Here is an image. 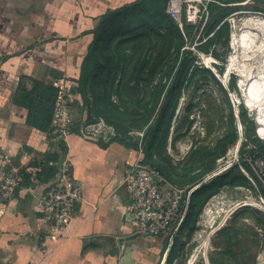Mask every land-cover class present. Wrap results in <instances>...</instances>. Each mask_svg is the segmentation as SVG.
Here are the masks:
<instances>
[{
  "label": "crops",
  "instance_id": "obj_1",
  "mask_svg": "<svg viewBox=\"0 0 264 264\" xmlns=\"http://www.w3.org/2000/svg\"><path fill=\"white\" fill-rule=\"evenodd\" d=\"M129 1L0 0V163L21 177L11 199L0 194V264H163L166 258L163 237L140 232L129 210L123 180L140 155L132 131L110 139L78 130L62 136L82 198L42 245L40 198L58 176L49 170V179L38 176L56 138L55 91H67L79 127L87 112L76 88L93 29L105 10Z\"/></svg>",
  "mask_w": 264,
  "mask_h": 264
},
{
  "label": "rangeland",
  "instance_id": "obj_2",
  "mask_svg": "<svg viewBox=\"0 0 264 264\" xmlns=\"http://www.w3.org/2000/svg\"><path fill=\"white\" fill-rule=\"evenodd\" d=\"M233 6L239 9L228 16L230 50L225 62L198 49L203 56L193 51L197 56L194 63L200 70L189 71V83L178 101L168 133L153 150L154 164H159L179 183L173 184L186 192L220 176L208 188L216 191L201 203L189 223L194 222L193 225L178 237L177 257L171 264H264V121L259 118L263 107L258 110L260 114L250 111L244 103V89L239 84L242 76L237 66L228 72L226 68L230 54L235 52L230 45L232 34L241 33L242 44L249 41L247 29L235 24L247 15L264 16V2L248 0ZM262 39L264 35L259 42ZM190 46L187 39L182 49ZM205 58L212 60L211 66ZM231 75L236 79L235 90L229 86ZM241 105L253 119L254 129L242 123ZM128 122L124 117L125 125ZM145 127H132L128 132L132 131L137 140L143 137ZM247 133L252 136L246 137ZM223 147L226 150L222 153ZM161 176L170 182L166 175ZM166 261L167 258L163 259V264Z\"/></svg>",
  "mask_w": 264,
  "mask_h": 264
},
{
  "label": "trees",
  "instance_id": "obj_3",
  "mask_svg": "<svg viewBox=\"0 0 264 264\" xmlns=\"http://www.w3.org/2000/svg\"><path fill=\"white\" fill-rule=\"evenodd\" d=\"M244 1L248 0L209 1V19L200 38L206 39L196 46L198 50L225 62L230 50L228 16L239 9L233 5ZM167 2L168 0H132L105 10L93 29V40L83 59L76 90L80 94L81 108L87 112L85 122L101 118L115 127L117 135L124 136L132 127L147 126L143 137L134 142L135 147L141 150L139 160L155 168L159 174L166 175L170 182L178 183L159 164H154L152 155L154 146L162 143L168 133L178 101L189 83V71L193 69L196 72L200 69L194 63L196 54L191 49H182L186 44L185 36L191 42L194 40L195 26L186 24L184 35L167 12ZM211 76L216 79L212 74ZM230 81V88L235 90L234 75H231ZM125 88L128 90L124 91ZM57 92L56 89L52 100L54 107ZM240 108L242 123L246 128L254 129L253 119L248 116L243 105ZM124 117L129 119L127 125ZM74 130H78V127L71 128V131ZM245 136L250 138L252 134L247 133ZM55 137L52 151L47 154L44 163H39L41 166L38 176L41 178L43 173L46 175L47 170L50 171L48 176L55 178L64 159V138L57 134ZM225 150L226 147H223L221 152ZM22 175L24 182L29 181V173L22 172ZM45 177L44 179H49L47 175ZM218 177L220 176L217 175L209 182H201L191 191L185 216L171 244L168 237H163L162 251L169 245L165 264H171L177 257L178 237L193 225L194 222L189 223L197 209L199 212L205 198L216 191V188L213 191L208 188Z\"/></svg>",
  "mask_w": 264,
  "mask_h": 264
},
{
  "label": "built area",
  "instance_id": "obj_4",
  "mask_svg": "<svg viewBox=\"0 0 264 264\" xmlns=\"http://www.w3.org/2000/svg\"><path fill=\"white\" fill-rule=\"evenodd\" d=\"M211 0H168L166 10L176 21L184 35V26H195V37L189 49L203 56L197 47L206 37L201 36L209 19L208 3ZM211 35V34H209ZM186 42H187V37ZM188 47V46H187ZM210 59V58H209ZM205 61V60H204ZM212 62V60H211ZM210 62V63H211ZM85 122L78 127L83 136L110 139L117 132L103 119ZM73 107L65 89H59L55 101L54 132L66 136L73 127ZM7 162L0 163V194L8 200L14 196L21 177L7 167ZM33 180L37 181L36 177ZM130 196L129 210L140 232L154 236L168 237L171 242L185 216L191 191H184L168 182L158 171L139 159L127 170L123 180ZM82 198L80 184L74 179L71 163L64 158L60 164L57 179L48 186L40 198V211L47 229L42 235V245L57 236L61 227L68 220L75 203Z\"/></svg>",
  "mask_w": 264,
  "mask_h": 264
},
{
  "label": "bare ground",
  "instance_id": "obj_5",
  "mask_svg": "<svg viewBox=\"0 0 264 264\" xmlns=\"http://www.w3.org/2000/svg\"><path fill=\"white\" fill-rule=\"evenodd\" d=\"M236 25H240L247 29L249 41L247 39L248 42L245 43L243 39L245 44H242L241 33L239 32L233 33V36L231 35L232 40L230 45L235 47V52L231 53L228 58L226 67L227 72L230 71L233 66L234 68L237 66V70L242 76L239 84L244 89H242L244 91L243 95H245L244 103L251 112L253 111V113L255 112L256 114H260L258 110L263 107V115L260 114L259 118L264 121V39L259 42L261 36L264 35V16L247 15L240 20V22L238 21L235 26ZM251 41H253V45ZM205 62L208 66H211V60L209 58H205ZM227 72L225 70L224 77L227 76ZM253 203L255 204V202Z\"/></svg>",
  "mask_w": 264,
  "mask_h": 264
}]
</instances>
